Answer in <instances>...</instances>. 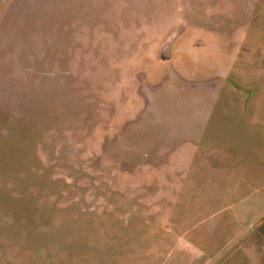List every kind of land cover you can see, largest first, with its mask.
<instances>
[{
    "label": "rangeland",
    "instance_id": "obj_1",
    "mask_svg": "<svg viewBox=\"0 0 264 264\" xmlns=\"http://www.w3.org/2000/svg\"><path fill=\"white\" fill-rule=\"evenodd\" d=\"M0 264H264V0H0Z\"/></svg>",
    "mask_w": 264,
    "mask_h": 264
},
{
    "label": "water",
    "instance_id": "obj_2",
    "mask_svg": "<svg viewBox=\"0 0 264 264\" xmlns=\"http://www.w3.org/2000/svg\"><path fill=\"white\" fill-rule=\"evenodd\" d=\"M161 57L163 58L162 51H161Z\"/></svg>",
    "mask_w": 264,
    "mask_h": 264
}]
</instances>
